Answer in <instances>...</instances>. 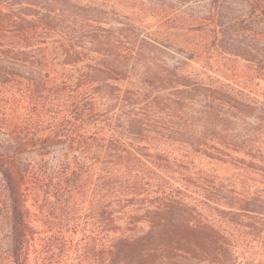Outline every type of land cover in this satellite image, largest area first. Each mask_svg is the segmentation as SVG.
Wrapping results in <instances>:
<instances>
[{
    "label": "trees",
    "instance_id": "trees-1",
    "mask_svg": "<svg viewBox=\"0 0 264 264\" xmlns=\"http://www.w3.org/2000/svg\"><path fill=\"white\" fill-rule=\"evenodd\" d=\"M230 58L264 87V0H0V264H264Z\"/></svg>",
    "mask_w": 264,
    "mask_h": 264
},
{
    "label": "rangeland",
    "instance_id": "rangeland-1",
    "mask_svg": "<svg viewBox=\"0 0 264 264\" xmlns=\"http://www.w3.org/2000/svg\"><path fill=\"white\" fill-rule=\"evenodd\" d=\"M149 20H151V18H149ZM218 65V76H220L223 81L229 83L231 86H234L236 88L243 89L245 91L250 90L253 92L252 95L255 94L259 98L263 97L264 87L262 86V83L254 77L251 70L243 61L230 58L226 59L223 62H219ZM84 232L85 231H78L76 234L73 233L67 236L73 239V243H78V241H80L83 237ZM4 233L5 230H0V238H4ZM45 235L49 237L50 232H42L40 237H43ZM67 261L72 264H75L73 263L72 256Z\"/></svg>",
    "mask_w": 264,
    "mask_h": 264
}]
</instances>
